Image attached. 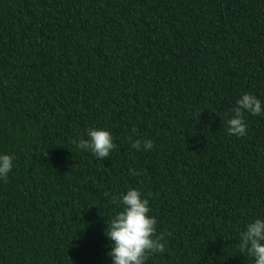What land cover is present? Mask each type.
Returning <instances> with one entry per match:
<instances>
[{
  "label": "trees",
  "instance_id": "1",
  "mask_svg": "<svg viewBox=\"0 0 264 264\" xmlns=\"http://www.w3.org/2000/svg\"><path fill=\"white\" fill-rule=\"evenodd\" d=\"M243 92L264 101V0H0V264H111L129 188L164 243L145 264H253L264 115L228 132ZM90 127L108 157L76 147Z\"/></svg>",
  "mask_w": 264,
  "mask_h": 264
},
{
  "label": "clouds",
  "instance_id": "2",
  "mask_svg": "<svg viewBox=\"0 0 264 264\" xmlns=\"http://www.w3.org/2000/svg\"><path fill=\"white\" fill-rule=\"evenodd\" d=\"M232 115L227 120L228 132L242 137L246 133L244 113L264 115V101L256 95L243 92L235 101ZM87 138L74 141L81 151L91 152L97 159L109 156L116 145L112 133L107 128L90 127L86 130ZM143 149L149 150L153 141L143 142ZM139 149L141 141L133 143ZM15 157L0 152V178H6L14 167ZM122 210L116 212L105 221L104 236L110 241L107 256L111 264H145L148 254L162 252V237L156 236V217L150 215L149 201L143 198L139 190L129 188L118 197ZM238 246L241 253H247L253 264H264V218H255L244 225L239 233Z\"/></svg>",
  "mask_w": 264,
  "mask_h": 264
},
{
  "label": "bare ground",
  "instance_id": "3",
  "mask_svg": "<svg viewBox=\"0 0 264 264\" xmlns=\"http://www.w3.org/2000/svg\"><path fill=\"white\" fill-rule=\"evenodd\" d=\"M199 157V156H198Z\"/></svg>",
  "mask_w": 264,
  "mask_h": 264
}]
</instances>
